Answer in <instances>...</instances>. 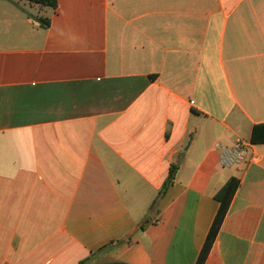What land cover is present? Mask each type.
<instances>
[{"label": "crops", "instance_id": "obj_1", "mask_svg": "<svg viewBox=\"0 0 264 264\" xmlns=\"http://www.w3.org/2000/svg\"><path fill=\"white\" fill-rule=\"evenodd\" d=\"M12 5L0 8V264H196L231 177L206 264H264V143L251 142L264 0ZM238 138L247 162L222 167Z\"/></svg>", "mask_w": 264, "mask_h": 264}, {"label": "trees", "instance_id": "obj_2", "mask_svg": "<svg viewBox=\"0 0 264 264\" xmlns=\"http://www.w3.org/2000/svg\"><path fill=\"white\" fill-rule=\"evenodd\" d=\"M31 4H37L42 7L56 8L57 0H25ZM41 25L43 27H48L50 25L49 18H39ZM251 142L253 144L264 143V123L254 126L251 136ZM177 172V166H172L170 174L166 179L163 192L174 182L175 175ZM240 179L237 177H231L223 185V187L216 193L215 199L219 202L220 206L218 212L214 218L213 224L209 230L203 248L199 254L196 264H206L207 258L211 252V249L216 241L219 231L223 225V222L228 214L231 202L235 196L236 191L240 186Z\"/></svg>", "mask_w": 264, "mask_h": 264}, {"label": "built area", "instance_id": "obj_3", "mask_svg": "<svg viewBox=\"0 0 264 264\" xmlns=\"http://www.w3.org/2000/svg\"><path fill=\"white\" fill-rule=\"evenodd\" d=\"M252 146L250 141L244 139H236L229 147L220 151L219 161L222 167L232 168L240 166L247 162L249 151Z\"/></svg>", "mask_w": 264, "mask_h": 264}, {"label": "rangeland", "instance_id": "obj_4", "mask_svg": "<svg viewBox=\"0 0 264 264\" xmlns=\"http://www.w3.org/2000/svg\"><path fill=\"white\" fill-rule=\"evenodd\" d=\"M12 0H0V8H8V7H12ZM26 9L32 11L35 14H38V11L35 9H30L29 5L26 6ZM236 167V166H234Z\"/></svg>", "mask_w": 264, "mask_h": 264}]
</instances>
